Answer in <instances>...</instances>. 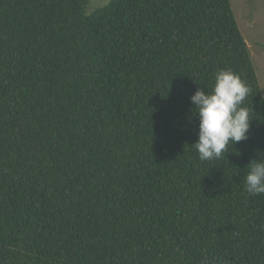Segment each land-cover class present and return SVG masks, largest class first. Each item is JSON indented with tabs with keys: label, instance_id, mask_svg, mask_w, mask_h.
Here are the masks:
<instances>
[{
	"label": "trees",
	"instance_id": "16d2710c",
	"mask_svg": "<svg viewBox=\"0 0 264 264\" xmlns=\"http://www.w3.org/2000/svg\"><path fill=\"white\" fill-rule=\"evenodd\" d=\"M0 0V264H264V105L229 0ZM231 69L248 139L202 161L190 98Z\"/></svg>",
	"mask_w": 264,
	"mask_h": 264
},
{
	"label": "clouds",
	"instance_id": "9594fccd",
	"mask_svg": "<svg viewBox=\"0 0 264 264\" xmlns=\"http://www.w3.org/2000/svg\"><path fill=\"white\" fill-rule=\"evenodd\" d=\"M251 89L231 69L215 73L211 92L198 88L190 101L195 106L192 114L198 116V139L193 145L202 161L220 159L229 143L233 146L246 141L252 121L244 102ZM259 104L264 105V96ZM256 159L247 166L244 177L246 191L253 196L264 194V153L254 150Z\"/></svg>",
	"mask_w": 264,
	"mask_h": 264
},
{
	"label": "rangeland",
	"instance_id": "374dc122",
	"mask_svg": "<svg viewBox=\"0 0 264 264\" xmlns=\"http://www.w3.org/2000/svg\"><path fill=\"white\" fill-rule=\"evenodd\" d=\"M240 33L247 44L252 65L264 96V0H229ZM109 0H88L86 14Z\"/></svg>",
	"mask_w": 264,
	"mask_h": 264
}]
</instances>
